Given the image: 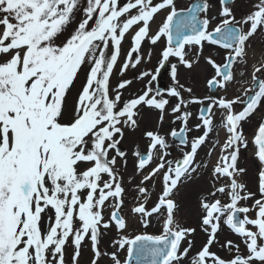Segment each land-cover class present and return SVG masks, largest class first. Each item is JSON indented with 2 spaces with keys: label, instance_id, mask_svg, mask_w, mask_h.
<instances>
[{
  "label": "snow or ice",
  "instance_id": "obj_1",
  "mask_svg": "<svg viewBox=\"0 0 264 264\" xmlns=\"http://www.w3.org/2000/svg\"><path fill=\"white\" fill-rule=\"evenodd\" d=\"M218 2L213 14L211 0H190L179 8L177 0H0V264H67L69 244L71 264H80L85 246L89 264L102 258L110 264H264V120L251 140L256 191L248 187L249 169L240 161L241 152L249 151L243 123L264 103V79L257 75L264 73V56L251 65V84L244 79L248 41L264 30V0L240 19L234 0ZM162 38L155 72L135 75L146 83L124 99L133 79L112 86L114 69L119 64L123 78L150 62L152 48L145 52L143 45ZM205 44L222 50L223 61L211 52L204 56ZM201 58L214 70L207 87L218 93L203 99L179 78L181 66L190 71ZM167 64L172 86L162 92L152 83ZM191 104L201 105L194 125L201 134L189 141ZM169 106L172 123L181 127L161 134ZM141 107L157 111L158 126L144 133V150L137 144L132 152L127 183L141 179L129 215L128 153L120 145L126 132L138 129ZM167 137L179 139V158H170ZM205 145L208 159H198ZM210 165L207 188L198 197V227L206 241L193 253L197 228L181 222L177 196L181 184ZM157 177L162 190L149 207L147 183ZM225 226L239 243H221ZM113 227L119 238L109 252L101 245ZM137 227L144 231L129 232ZM215 244L231 258L211 251Z\"/></svg>",
  "mask_w": 264,
  "mask_h": 264
},
{
  "label": "rangeland",
  "instance_id": "obj_2",
  "mask_svg": "<svg viewBox=\"0 0 264 264\" xmlns=\"http://www.w3.org/2000/svg\"><path fill=\"white\" fill-rule=\"evenodd\" d=\"M255 1L258 2V0H237L234 3L235 8H236V14H237V9H238V12L242 13V17L247 15L252 10V5H253L252 3H254ZM186 6H187V4H183V3L179 2L177 7L179 8V7H186ZM258 36H260V37L258 38ZM165 42H166V38H162V40L160 42H158V44L156 46V52L161 51ZM248 44L250 46L249 47V58H248L249 67L246 70V75H245L244 79L247 80L249 82V85H250L251 84V72H252L251 65L253 63H258L261 60V57L264 56V30H263V32H261V34H258V35L256 34V35H254V37L250 38V40L248 41ZM149 47H150V45L145 42V45L143 47V51L146 52L149 49ZM204 49H205L204 53H203L204 56H208V54L210 52L211 53L217 52L219 55V57L216 59L217 62L220 63L223 61L224 52H221L222 50H220L219 48H216L214 46H211V47L209 46L207 49V46H206ZM253 51L255 52V55L258 53L259 56H253L252 55ZM156 55L159 56L158 53ZM155 61L157 62L156 59L151 60L152 63L154 62L153 63L154 65L156 63ZM164 71H166V70H162L161 76H163L165 78V82H167V85L170 84V86H172V80L169 78L168 74H163ZM179 72H180V77H179L180 82L186 84V86L192 87L194 96L203 99L205 96H208L210 94H218V93H211L207 87L206 81H207V79L211 78V76L214 74V70L211 68L210 65L206 64V62L203 58H201L199 64L195 65L192 70L189 71V70H187L181 66L179 69ZM83 77H84V73H81V78L83 79ZM121 79H123V78L119 75V65H118L116 68V71H115V79H114L113 83H116L118 80H121ZM238 79H239V77H238ZM245 86H248V85H245ZM75 91L76 90L73 89V96L75 95ZM133 93H136V91L134 90L131 93L127 94V90L125 89L124 96L126 95L125 97H126V99H128L130 97V95ZM233 94H234V88L232 86H230L228 95L231 97ZM185 98L186 99L188 98L187 95ZM69 102L70 103L72 102V97L69 98ZM173 102L175 104V102H176L175 99H173ZM199 106H200L199 104H191L187 110L190 111L192 113V115L193 114L198 115ZM256 111H257V113H256ZM263 113H264V103L259 105L257 110H255V113L252 114L251 117L246 122L243 123L244 134L246 133L245 135L249 140L250 153H251V149L253 147L251 144L252 137L254 136L256 129L258 128L259 123L262 120H264V114ZM169 116L170 117L164 121L165 123L159 127V129L162 132L169 133V130L171 128L172 129L175 128L176 130H178L177 125L179 124V121H177L176 123H172L173 116L172 115H169ZM196 123H198V122H196ZM196 123L195 122L194 123L189 122V124H188V127L190 129H192V131L187 133V138L189 141L192 139V137L201 134L200 132H197L194 128V125ZM218 123H219V121H218ZM246 124H248V125H246ZM153 126H154V123L152 125L148 126V128H152ZM137 134H139V135H137ZM220 135H221V139H223V133H221ZM145 141L147 142L146 138H142V127H140L131 136L127 135L126 139L122 143V146L125 147L124 149L128 153V169H129V171L125 176V181H126L125 187L129 189L127 194L130 195V200H128V199L125 200L124 210L126 209V203H128L130 201L127 204V206H129L132 202H134L133 197L136 196L135 185L138 184L139 180L141 179L140 176H136L131 184L127 183L128 177H130L132 175V169H133V163H134V160L132 157V152L135 148V145H137V144L140 146V150H144V148H145L144 145H146ZM144 142H145V144H144ZM141 146H142V148H141ZM207 149H208V145L202 146V148L199 150L198 159L204 158V155L206 156ZM250 153L248 154V158H246L247 151H242L241 155H240V161H241V166H247L249 169L248 176L246 177V180L248 182V187L252 191H256V180H257V177H256V161L254 160V158L252 157V155ZM209 168L205 172H202V176H200V178L198 177L199 180L202 178H205L204 184L206 186L198 188L194 192L193 196L190 197L191 199L188 200L187 204H189V203L191 204L194 201V205L190 206V208L195 209V211L198 213H197V215H195L194 213H192L191 209L186 214L184 212L181 222L184 223L185 226H191V227L199 228L198 227V220H199L198 218L200 216V212H199L198 197H199L200 192L207 188L208 180H209V173L211 171V166ZM157 178H155V179H157ZM152 182L153 181L147 183V186L149 188H151L153 186ZM151 199H152V197H151ZM177 200L181 204V199L177 198ZM149 202H148V206H151L152 204ZM181 207L183 209V205H181ZM126 212H127V209H126ZM141 231H144V230L142 228H139V227H137V229H135V231H133L132 228L129 229V232L131 234H136L137 232H141ZM149 233H151V232L149 231ZM202 233H203L202 231L200 233L199 232L196 233L198 235L197 237L195 236L196 234L194 235V238H196L194 241L196 242V244H198L197 245L198 248H200L202 246V244L206 241V234L205 233L202 234ZM118 238L119 237L116 233V230L113 227L108 232V234L103 238V242L101 245L102 249H105L109 252L112 251L111 241L114 239H118ZM219 239H220L221 243H223L226 239H232L235 242L239 243V240L236 239V236L234 234H232L230 232V230H228L227 228H224V230L219 233ZM241 249H242V251H244L243 246H241ZM211 251L215 252L221 258H224L226 260L231 258L230 254L227 252V250L221 249L219 244L213 245L211 248ZM72 252H73V248L69 244L66 248V253H65L67 264H71ZM125 255H126L125 252L121 251V257H120L121 260L124 259ZM90 257H91V252H90L89 248L87 246H85L83 249V254L80 257V264H89ZM100 264H110V261L107 258H102L100 261ZM185 264H186V262H185Z\"/></svg>",
  "mask_w": 264,
  "mask_h": 264
},
{
  "label": "bare ground",
  "instance_id": "obj_3",
  "mask_svg": "<svg viewBox=\"0 0 264 264\" xmlns=\"http://www.w3.org/2000/svg\"><path fill=\"white\" fill-rule=\"evenodd\" d=\"M257 53V52H256ZM255 56H259L258 55V53L255 55ZM259 63V62H258ZM257 63V64H258ZM250 153V150L247 152V155ZM251 154V153H250ZM215 159H216V155L214 154L213 156H212V158H211V160H212V162L214 163L215 162ZM204 181H205V178H202V179H198V180H194V181H191V182H189L188 184H186V185H184L183 187H182V190H181V194H182V196H184L183 198V211H186V209H188V210H190V206H193L194 205V201H193V203H189V204H187L188 203V198H190V197H192L193 196V194H194V192L198 189V187H199V185L200 186H206L205 184H204ZM195 200V199H194ZM195 210V209H194ZM154 232H156L155 230H154ZM199 248L198 247H194V249L192 250L193 251V253L196 251V250H198Z\"/></svg>",
  "mask_w": 264,
  "mask_h": 264
},
{
  "label": "flooded vegetation",
  "instance_id": "obj_4",
  "mask_svg": "<svg viewBox=\"0 0 264 264\" xmlns=\"http://www.w3.org/2000/svg\"><path fill=\"white\" fill-rule=\"evenodd\" d=\"M140 68H141V66H138V67H137V69H135V70H137V71H138V70H140Z\"/></svg>",
  "mask_w": 264,
  "mask_h": 264
}]
</instances>
